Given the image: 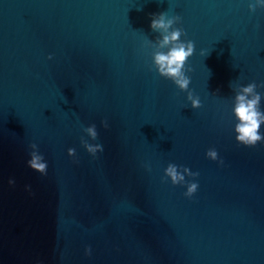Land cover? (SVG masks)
Listing matches in <instances>:
<instances>
[{
  "label": "water",
  "instance_id": "water-1",
  "mask_svg": "<svg viewBox=\"0 0 264 264\" xmlns=\"http://www.w3.org/2000/svg\"><path fill=\"white\" fill-rule=\"evenodd\" d=\"M250 3L0 0V264H264V141L239 143L233 112L252 82L264 112ZM159 13L194 42L187 91L153 65ZM33 143L46 174L27 164ZM169 163L199 173L191 197Z\"/></svg>",
  "mask_w": 264,
  "mask_h": 264
},
{
  "label": "clouds",
  "instance_id": "clouds-1",
  "mask_svg": "<svg viewBox=\"0 0 264 264\" xmlns=\"http://www.w3.org/2000/svg\"><path fill=\"white\" fill-rule=\"evenodd\" d=\"M257 6L264 7V0H256L255 4H249V8L252 11H255ZM180 21V15L169 17L167 13L153 14L150 28L154 32L159 33V36L155 42L147 40V43L156 49L152 52V61L158 73L165 78L171 79L179 89L187 91L190 77L185 74V65L187 59L193 55L195 45L191 40H181V36L186 35V33L183 28L175 27ZM206 53L204 50L201 51L202 55ZM49 59H51V56H49ZM187 71H191V69L188 68ZM256 88L257 84L255 82L248 83L247 86H241L234 97L233 112L238 121L234 129L237 134L236 140L245 146H255L258 142L264 141V135H261L259 131L261 124L264 123V112L260 110L261 94L256 91ZM187 99L191 101L193 108L201 106L199 97L194 96L191 91H188ZM102 123L105 128L108 127L107 121ZM84 131L93 140L97 138L98 133L94 124L86 127ZM81 143L93 155L98 150L102 151L101 144H90L83 137L81 138ZM31 148L34 150L30 153L31 158L27 161L28 166L41 174H46L47 163L38 152L37 145L33 143ZM74 154L75 149L69 148L68 155L73 156ZM206 156L212 160H218V153L215 149H209ZM219 162L222 164L223 160ZM164 172L165 177L170 178L174 185L187 183L185 196L191 197L197 191L198 183L187 182L185 175L195 177L199 175L198 172H192L187 167H183V171H179L178 166L173 163H169ZM165 177H162V179ZM9 183L13 184L14 181L9 180ZM85 253L90 255L91 248H86Z\"/></svg>",
  "mask_w": 264,
  "mask_h": 264
}]
</instances>
